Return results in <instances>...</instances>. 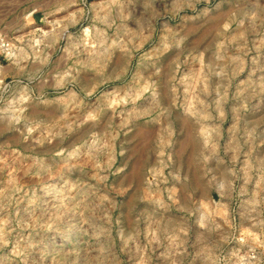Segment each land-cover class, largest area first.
Returning a JSON list of instances; mask_svg holds the SVG:
<instances>
[{"label": "rangeland", "instance_id": "rangeland-1", "mask_svg": "<svg viewBox=\"0 0 264 264\" xmlns=\"http://www.w3.org/2000/svg\"><path fill=\"white\" fill-rule=\"evenodd\" d=\"M0 264H264V0H0Z\"/></svg>", "mask_w": 264, "mask_h": 264}]
</instances>
